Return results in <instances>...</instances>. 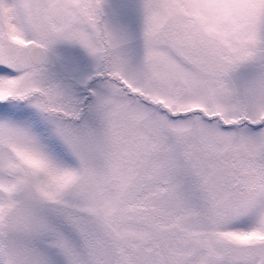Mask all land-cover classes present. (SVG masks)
I'll return each instance as SVG.
<instances>
[{"label": "snow or ice", "instance_id": "snow-or-ice-1", "mask_svg": "<svg viewBox=\"0 0 264 264\" xmlns=\"http://www.w3.org/2000/svg\"><path fill=\"white\" fill-rule=\"evenodd\" d=\"M0 264H264V0H0Z\"/></svg>", "mask_w": 264, "mask_h": 264}]
</instances>
